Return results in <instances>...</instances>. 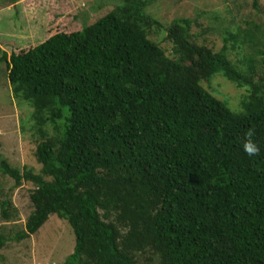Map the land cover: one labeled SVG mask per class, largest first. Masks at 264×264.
I'll use <instances>...</instances> for the list:
<instances>
[{"label":"trees","instance_id":"trees-1","mask_svg":"<svg viewBox=\"0 0 264 264\" xmlns=\"http://www.w3.org/2000/svg\"><path fill=\"white\" fill-rule=\"evenodd\" d=\"M155 1L121 0L18 53L0 46L41 136V173L0 154L14 185L35 175L33 209L12 237L0 231V249L54 213L75 237L61 264H264V32L247 21L213 51L177 18L164 29L170 55L148 36L161 27L145 12ZM229 41L243 57L229 58ZM216 74L248 91L237 110L202 86ZM249 129L254 157L241 147ZM5 196L0 230L18 215Z\"/></svg>","mask_w":264,"mask_h":264},{"label":"rangeland","instance_id":"rangeland-1","mask_svg":"<svg viewBox=\"0 0 264 264\" xmlns=\"http://www.w3.org/2000/svg\"><path fill=\"white\" fill-rule=\"evenodd\" d=\"M120 1L18 0L14 4L0 3V46L8 55L27 50L56 32H72L92 24ZM145 12L161 26L159 29V26H152L148 36L170 55L172 44L166 40L164 29L177 18L189 19L192 40L213 51L222 47L228 33L239 27L245 29L247 21L257 24L264 32V0H156L145 8ZM227 46L229 58L235 61L245 54L242 48L233 47L232 41ZM236 53L240 55L237 57ZM261 58L257 56L256 59L261 62ZM262 70L264 73V63ZM202 86L227 102L233 110L240 107L242 96L248 93L220 74L203 81ZM32 111L29 103L13 97L6 65L0 62V154L14 167L21 170L28 167L34 173H41L35 155L41 136L37 127H33ZM48 125L45 130H50ZM24 175L26 178L21 184L14 185L13 179L0 172V190L18 210L16 220L4 223L0 230L11 237L24 227L25 219L33 209L29 194L34 187L35 175ZM74 242L69 223L53 213L29 237L6 241L0 249V264H61L73 251Z\"/></svg>","mask_w":264,"mask_h":264},{"label":"clouds","instance_id":"clouds-1","mask_svg":"<svg viewBox=\"0 0 264 264\" xmlns=\"http://www.w3.org/2000/svg\"><path fill=\"white\" fill-rule=\"evenodd\" d=\"M255 132L249 129L245 132L241 147L245 154L249 157H254L260 154V146L254 139Z\"/></svg>","mask_w":264,"mask_h":264}]
</instances>
